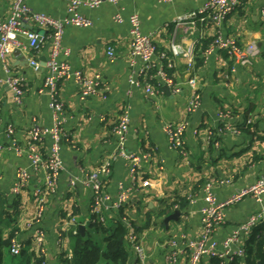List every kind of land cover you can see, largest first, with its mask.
Returning a JSON list of instances; mask_svg holds the SVG:
<instances>
[{
    "label": "crops",
    "instance_id": "1",
    "mask_svg": "<svg viewBox=\"0 0 264 264\" xmlns=\"http://www.w3.org/2000/svg\"><path fill=\"white\" fill-rule=\"evenodd\" d=\"M207 0H124L118 6L104 1L94 9L82 7L80 12L92 21L89 27L69 26L63 35L61 61H67L86 76L101 75L106 89L99 95L80 101V88L72 80L58 82V96L68 117L67 139L62 146L64 170L60 174L57 192L48 196L41 228L46 233L42 259L47 264H70L74 258L73 217L84 223L89 217L92 193L82 184L85 176L116 153L117 143L113 133L122 114L129 112L130 132L127 151L133 154L149 153L150 160L139 170L134 184L131 203L120 212L107 213L104 226L86 225L82 235H88L99 246L116 229L121 218H126L135 229L144 246L150 264H166L165 257L175 241L182 247L185 241L197 239L202 232L201 210L205 206L202 187L214 184L218 200H224L243 188L253 185L264 174V0H239L223 24L213 22L196 25L177 24L175 20L199 10ZM14 0H0V16L7 19ZM33 11L45 13L55 19L69 17L66 0H28ZM121 13L123 23L115 22ZM138 14L141 30L150 34L159 51L168 53L174 63L166 68L169 76L181 87L179 93L166 91L157 79L152 81L162 94L151 97L128 82L131 68V40L129 17ZM28 28L40 33L43 41L31 48L26 39L23 45L9 55L11 68L25 79V95L21 105L13 101L12 92L0 90V209L4 238L10 239L14 230L21 232L27 246L32 244L33 231L28 224L37 207L33 191L43 185L44 174L35 175L20 194H12L16 174L20 168H29L25 155L16 154L15 144L22 150L28 146V132L36 119L42 127L52 125L50 95L45 90L48 73L40 68L42 59L48 61L52 49V31L31 23ZM220 30L224 37L234 39L241 48L254 45L256 55L248 63H238L225 51L207 53ZM185 53L193 50L198 92L202 97L201 114L187 109L191 89L187 61L183 56L173 57L172 47ZM114 56L108 55L109 49ZM67 53V54H64ZM39 62L35 69L31 61ZM153 64L161 65L159 57ZM143 62L136 63L141 69ZM168 88V87H167ZM230 113L231 124L239 133L218 130L223 125L221 114ZM188 121L185 133L186 156L169 147L163 127L166 123ZM14 134H7V127ZM213 136L209 138V133ZM51 141L40 145L45 157ZM229 180L220 184L221 180ZM131 185L129 164L117 158L111 174L104 181V190L115 195L118 185ZM259 210L252 198L226 209V222L214 234L223 240L237 226ZM180 212L178 220L167 218ZM263 225V226H262ZM260 225L254 234L260 230ZM79 233H81L79 228ZM130 250L128 264H135ZM10 250L6 256L10 255ZM5 256V258H6ZM14 257V256H13ZM214 258L204 257L201 264H212ZM246 258L243 261L245 263ZM185 257L179 264H184Z\"/></svg>",
    "mask_w": 264,
    "mask_h": 264
},
{
    "label": "built area",
    "instance_id": "2",
    "mask_svg": "<svg viewBox=\"0 0 264 264\" xmlns=\"http://www.w3.org/2000/svg\"><path fill=\"white\" fill-rule=\"evenodd\" d=\"M104 1L118 6L124 0H66L68 5L69 17L64 19H55L45 13L33 11L28 4V0H14L10 15L7 19L0 16V90L8 88L13 95V101L21 105L25 95V79L21 75L14 74L9 62L10 53L17 47L23 45L22 39H26L31 48H35L43 41V37L36 31L28 28L33 23L40 28H46L52 31V49L47 61L48 73L45 78V90L50 95V110L52 113V125L42 127L36 119L28 132V146L26 150L20 149L17 144L16 154L20 157L25 155L29 161V168H20L16 174L15 186L12 194L18 195L30 183L35 175L44 174L43 185L33 191V197L36 202V213L32 221L28 224V229L34 233L32 235V245L40 258L44 257L46 233L41 228L46 211L47 198L57 192L58 180L64 170L65 164L62 157V146L67 139L66 126L69 122L63 103L58 96V82L62 79L72 80L80 88V101L85 102L89 98L97 96L106 89L105 82L101 75L93 77L86 76L82 71L74 69L67 61H61L63 53L62 41L65 30L69 26L89 27L92 21L84 16L80 9L82 7L94 9L100 7ZM161 3H169L172 0H159ZM239 0H207L197 11L190 12L178 17L177 24L197 22H213L217 27L225 21L226 17L236 9ZM124 18L119 12L115 16V22L123 23ZM130 40H131V68L132 72L128 78L129 84L143 89L146 94L155 97L162 94L161 89H155L152 81L157 79L163 86H166L174 93H179L181 87L175 83L174 79L168 75L166 68L172 69L174 63L169 59L168 53L159 51L150 34H144L141 30V19L138 14H132L129 17ZM214 50L225 51L230 57L238 63H248L256 55L257 49L254 45L248 48H241L234 39L224 37L220 30L213 39L210 49L207 53ZM173 57L183 56L188 65L189 78L186 85L191 89V96L188 100L187 109L194 113L202 106V97L198 92L197 79L192 75L195 67V57L192 49L182 53L176 47L171 49ZM67 54V53H64ZM108 55L114 56V50L109 49ZM159 57L161 65L156 67L153 59ZM143 62L141 69H136V63ZM31 65L39 68V62L31 61ZM223 125L218 130L220 135L231 132L239 133L238 129L231 124L232 116L230 113L221 114ZM130 115L124 112L114 127L113 133L116 138V153L110 159L101 164L97 169L87 174L82 181L85 187H88L92 193V200L89 207V217L82 223L77 218L70 219L73 227V234L79 233L80 226L105 224L107 213L120 212L124 207L131 203L134 196V184L137 175L142 166L149 162V153L140 155L129 153L127 151V141L130 132ZM2 123L0 121V128ZM189 122L181 121L179 123H166L163 127L169 147L186 156L185 133L188 130ZM9 136L14 134L11 126L7 127ZM213 132L209 133V138ZM50 139L51 145L49 154L43 156L40 152V145ZM117 158L125 160L129 164L130 177L132 184L126 185L120 183L115 195H111L104 190V181L111 174L113 161ZM220 184H227L229 180H221ZM205 195V206L201 210L202 232L197 239L185 241L182 247H178L175 241L171 244L174 249L166 255V264H179L182 257L186 258L184 264H201L204 257L220 260L221 264H233L239 261L243 264L246 257V249L249 240L254 234V230L264 224V174L253 185L247 186L232 196L218 200L212 182H206L202 187ZM246 198H252L259 207V210L251 215L245 222L237 226L223 240L214 238V234L226 222V209L239 204ZM122 223L129 230L128 244L130 245L136 259L135 264H150L144 246L141 244L135 229L126 218H121ZM26 243L21 239V232L17 231L10 239V254L14 257L19 256L25 248ZM41 264H47L42 259Z\"/></svg>",
    "mask_w": 264,
    "mask_h": 264
},
{
    "label": "trees",
    "instance_id": "3",
    "mask_svg": "<svg viewBox=\"0 0 264 264\" xmlns=\"http://www.w3.org/2000/svg\"><path fill=\"white\" fill-rule=\"evenodd\" d=\"M2 211L0 209V264H4L6 252L10 250V239L18 230L11 233L10 239L4 238V231L1 228ZM101 228L103 224L90 225ZM263 226V225H262ZM260 228L248 242L246 249V264H254L252 256L256 250H261L264 239V227ZM129 230L119 222L113 233L105 239V246H99L88 235L78 233L73 239L74 258L70 264H128L130 250L128 248ZM10 252V251H9ZM22 264H41L42 258L38 256L33 245L25 246L22 253L17 256ZM212 264H221L220 260L213 259ZM233 264H240L235 261Z\"/></svg>",
    "mask_w": 264,
    "mask_h": 264
},
{
    "label": "water",
    "instance_id": "4",
    "mask_svg": "<svg viewBox=\"0 0 264 264\" xmlns=\"http://www.w3.org/2000/svg\"><path fill=\"white\" fill-rule=\"evenodd\" d=\"M38 34L40 35V33H38ZM46 63H47V59L44 57L42 59L40 68H45L46 67ZM164 89L166 91H169V88H167V87H165ZM200 114H201V110L199 109V110H197V113H196V117L195 118H197ZM179 217H180V212H176L175 214L169 216L167 218L166 222H169L170 220H178ZM84 230H85L84 227L83 226H80V231H81L82 234L84 233ZM258 264H263V262L262 261H259Z\"/></svg>",
    "mask_w": 264,
    "mask_h": 264
},
{
    "label": "flooded vegetation",
    "instance_id": "5",
    "mask_svg": "<svg viewBox=\"0 0 264 264\" xmlns=\"http://www.w3.org/2000/svg\"><path fill=\"white\" fill-rule=\"evenodd\" d=\"M264 241V239H263ZM252 260L254 262V264H258L259 261H262L263 264H264V242H263V245L261 247V250H256L254 252V256H252Z\"/></svg>",
    "mask_w": 264,
    "mask_h": 264
},
{
    "label": "rangeland",
    "instance_id": "6",
    "mask_svg": "<svg viewBox=\"0 0 264 264\" xmlns=\"http://www.w3.org/2000/svg\"><path fill=\"white\" fill-rule=\"evenodd\" d=\"M4 264H22L18 257L7 255L4 259Z\"/></svg>",
    "mask_w": 264,
    "mask_h": 264
}]
</instances>
